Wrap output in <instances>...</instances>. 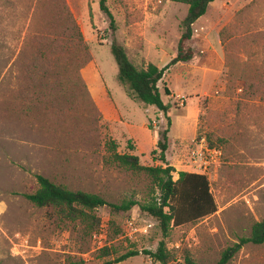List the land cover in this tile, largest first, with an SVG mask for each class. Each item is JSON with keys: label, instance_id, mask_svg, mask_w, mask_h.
Here are the masks:
<instances>
[{"label": "rangeland", "instance_id": "rangeland-1", "mask_svg": "<svg viewBox=\"0 0 264 264\" xmlns=\"http://www.w3.org/2000/svg\"><path fill=\"white\" fill-rule=\"evenodd\" d=\"M214 1L192 25V59L170 66L157 86L168 105L165 159L173 179L206 175L217 211L162 237L138 206L125 213L102 207L96 230L105 227L102 243L109 242L102 256L91 237L96 230L86 235L24 195L40 175L109 204L147 201V179L110 164L109 145L143 166H162L150 153L167 122L154 106L128 97L110 44L114 38L138 68H162L176 55L187 6L106 0L112 35L98 0H0V264H102L128 250L154 252L160 241L166 264H216L253 222L264 221V0ZM62 4L82 45L68 46L60 35ZM207 134L220 152L215 163L199 147ZM118 264L158 263L139 253ZM227 264H264V244L243 246Z\"/></svg>", "mask_w": 264, "mask_h": 264}, {"label": "trees", "instance_id": "trees-1", "mask_svg": "<svg viewBox=\"0 0 264 264\" xmlns=\"http://www.w3.org/2000/svg\"><path fill=\"white\" fill-rule=\"evenodd\" d=\"M187 6V12L181 22V35L178 39L176 55L162 68L147 63L144 67H136L128 58L126 51L114 38L110 44V52L117 66V81L127 92L132 100L147 106H154L164 114L166 128L157 133V142L151 151V157L162 166H143L134 154H119L115 151L116 144L110 142L109 149L112 151L108 161L113 166L144 177L148 181V199L145 203L133 200L124 201L119 205L109 204L100 195L84 192L81 190H70L63 183L53 182L46 177L37 175L35 177L37 188L33 193L25 194V199L38 208L50 207L56 210L66 221L80 225L86 235L92 234L97 227L98 209L108 206L114 212H128L134 206H138L142 213L147 214L157 221L162 237H166L171 228L194 224L197 221L214 214L217 207L210 191L207 176L204 174L179 172L173 179V167L169 166L165 159L168 149V133L170 120L167 116L168 105L162 100L159 93L158 82L162 79L164 72L177 63H186L193 57V51L187 46L192 38V25L202 17L208 10L210 3L214 0H167ZM99 10L107 17L108 27L113 35L116 31L114 18L109 11L106 0H98ZM62 14L65 24L60 35L66 37L68 46L70 44L82 45V35L77 27L70 11L62 4ZM225 30L219 32L220 38ZM66 50L67 45H61ZM166 94L167 91L165 90ZM206 143L209 148H218L211 141V134L206 135ZM221 142V141H220ZM129 151L134 147L128 141ZM92 232V233H91ZM117 238V235H115ZM264 244V221L253 222L250 226L249 235L240 237L230 246L226 247L220 254L216 264H227L247 245ZM108 247L101 249L102 256H108ZM139 253L151 258L153 263L166 264L169 259V251L165 243L160 241L154 252L128 250L114 259L104 261L102 264H118L128 258L137 256ZM182 264H193L184 258Z\"/></svg>", "mask_w": 264, "mask_h": 264}, {"label": "built area", "instance_id": "built-area-1", "mask_svg": "<svg viewBox=\"0 0 264 264\" xmlns=\"http://www.w3.org/2000/svg\"><path fill=\"white\" fill-rule=\"evenodd\" d=\"M205 139H201L200 143H199V147L201 148V150H204L205 153H207L209 155V157L211 158L212 162H216V157L217 155H220L219 149L216 148H209L206 144V142H204ZM206 144V145H205ZM126 226L128 229L132 230L133 229V223L131 221H127ZM106 229L103 226H99V228L92 234V240L93 243L95 245V249L99 250L102 249L104 247H108L109 246V242H105L104 244L102 243V241H105L106 238ZM122 237V236H121ZM127 237L126 234L124 235V238Z\"/></svg>", "mask_w": 264, "mask_h": 264}, {"label": "crops", "instance_id": "crops-1", "mask_svg": "<svg viewBox=\"0 0 264 264\" xmlns=\"http://www.w3.org/2000/svg\"><path fill=\"white\" fill-rule=\"evenodd\" d=\"M213 4V5H212ZM212 5V7H214L215 5H217V3H215V1L214 2H212V3H210V6ZM209 6V7H210Z\"/></svg>", "mask_w": 264, "mask_h": 264}]
</instances>
